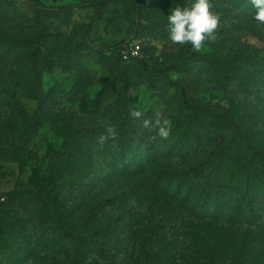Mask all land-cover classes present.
Wrapping results in <instances>:
<instances>
[{"label":"rangeland","instance_id":"rangeland-1","mask_svg":"<svg viewBox=\"0 0 264 264\" xmlns=\"http://www.w3.org/2000/svg\"><path fill=\"white\" fill-rule=\"evenodd\" d=\"M194 2L0 0V264H75L62 223L87 236L84 264L264 257V219L203 218L183 197L219 183L224 206L264 153V25L249 0H210L215 42L171 43L167 15ZM102 121L117 138L100 145Z\"/></svg>","mask_w":264,"mask_h":264},{"label":"trees","instance_id":"trees-1","mask_svg":"<svg viewBox=\"0 0 264 264\" xmlns=\"http://www.w3.org/2000/svg\"><path fill=\"white\" fill-rule=\"evenodd\" d=\"M118 49L119 48H115L113 50ZM247 60L252 61L251 58ZM249 150L251 155L249 167L251 171L246 177V186L241 191L238 190L235 193L232 190V194L228 195L229 199L224 206L221 205L223 201H221L222 197L220 196V189H218L219 183H215L214 185H209V183H207L204 184V187L199 189L192 186L186 191L185 196H183L185 199L190 200L195 198L194 205L196 215L213 220L226 218L234 223L252 220L255 222L264 219V210L255 207V204L259 202L258 199L264 197V153L251 148ZM256 167H260V169H256ZM173 185H177L175 187H177L179 192L181 190L185 191L186 183L177 180ZM176 194L179 195V193ZM181 194L180 192V195ZM258 225H264V223H258ZM61 230L63 232V241L60 247H70L68 253H71L74 263L84 264V255L89 244V242H87V236L84 233L79 236L76 235L72 228L70 226L68 227L66 223H62ZM68 241L71 242L72 246L68 245ZM246 243L248 244L249 240H247L245 244ZM245 252L246 245L242 260L234 264H264L263 256H247L246 258Z\"/></svg>","mask_w":264,"mask_h":264},{"label":"clouds","instance_id":"clouds-1","mask_svg":"<svg viewBox=\"0 0 264 264\" xmlns=\"http://www.w3.org/2000/svg\"><path fill=\"white\" fill-rule=\"evenodd\" d=\"M255 13L253 19L259 24L264 25V0H249ZM168 39L173 44H190L193 49L199 51L206 41L215 42L217 39L216 31L219 27L220 16L213 10L210 0H195L194 3L181 7L177 5L170 10L167 15ZM132 118L141 120L142 127L151 130L158 128V135L161 139H167L171 134L172 123L169 119H160L155 121L143 119V113L139 110H131ZM105 128V134L100 135L98 143L105 144L108 140L117 138L115 126L107 121L101 122ZM155 139V137H153Z\"/></svg>","mask_w":264,"mask_h":264},{"label":"built area","instance_id":"built-area-1","mask_svg":"<svg viewBox=\"0 0 264 264\" xmlns=\"http://www.w3.org/2000/svg\"><path fill=\"white\" fill-rule=\"evenodd\" d=\"M142 49L140 45H132L121 52V56L125 60L137 59L141 57Z\"/></svg>","mask_w":264,"mask_h":264}]
</instances>
